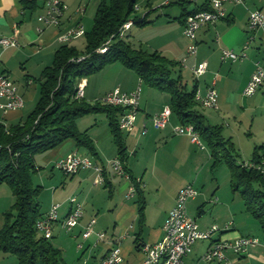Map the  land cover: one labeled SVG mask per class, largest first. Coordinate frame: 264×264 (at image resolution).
<instances>
[{
  "label": "crops",
  "instance_id": "crops-1",
  "mask_svg": "<svg viewBox=\"0 0 264 264\" xmlns=\"http://www.w3.org/2000/svg\"><path fill=\"white\" fill-rule=\"evenodd\" d=\"M44 1L0 0V39L15 37L18 42L17 47L4 48L0 44L1 70L15 83L17 92L24 98V106L30 103L34 106L37 102L39 84L36 79L42 70L52 63L54 52L62 45L58 35L75 25H81L85 32L89 31L99 2L60 0L66 6L61 25L46 27L39 33L36 30L37 17L44 12ZM153 1L146 0L147 10L144 12H141L138 6L137 14L143 16L154 12L162 23V35L168 38L167 43L164 50L156 48L154 51L161 54L163 51L168 52L179 62L173 75L180 74L187 89L188 82L184 75L192 77L194 79L192 89L196 88V96H204L206 89L214 82L217 107L205 108L196 99L197 108L210 125L223 127V135L232 140L239 154L238 161L251 163L255 148L264 145V83L253 95H245L244 90L256 68L264 69V28L253 34L254 39L246 50L245 59L223 61L221 54L225 49L236 53L243 50L249 36L247 33L249 11L260 9L264 12V0H244L243 4L225 5L226 16L223 19L198 30L197 50L194 55L186 53L189 40L183 34L184 24L178 19L181 8L176 3L177 0H161L157 5ZM203 2L204 0H196L198 6ZM168 6H173L177 10L169 13L163 9ZM131 28L132 25L127 31ZM79 38L72 39L67 44L74 46L73 41ZM202 61L207 62V70L203 75L195 77L192 69ZM85 83L84 99L87 102L101 99L116 87L125 93L140 87L135 127L129 133H123V138L127 152L126 167L128 173L140 184L144 211L141 219L138 195L134 193L130 198H125L129 180L116 174L109 166V162L117 157V148L106 114L98 113L79 118L78 129L91 138L95 155L89 153L86 148L78 147L74 140L68 139L43 153L40 157L43 166L39 167L44 169L51 166V169H56L54 167L56 161L77 152L103 168L104 182L94 184L96 173L92 169L81 170L74 175L62 172L63 178L55 175L54 170L49 173H45V170L37 172L41 175L36 185L41 186V193H44L43 204L40 199L41 193L39 195L40 212L45 214L53 204L58 205L59 221L53 227L50 241L61 250L64 263L98 264L111 245H119L123 256L122 264H141L143 259L141 245L156 243L162 238L163 223L168 211L175 204L179 189L190 184L200 193L187 201L188 214L195 219L201 230H208L213 225L219 230L213 233L211 239L197 240L191 246L190 252L183 257V262L220 264L207 262L202 258L212 242L234 241L240 237L250 236L258 239L257 245L247 247L239 256L228 250L226 256L238 260L241 264H264V240L260 243L259 238L253 234L257 226L260 229L259 223L246 210L241 197V201H238L235 196L238 192L232 190L230 179L229 193L228 191L226 193V187H221L216 181V171L224 164L212 169L211 154L203 142L204 146L200 147L192 143L188 135L175 134L173 127L181 123L174 114H171L169 122L162 129H156L149 120L165 106H169L170 94L144 84L135 72L120 63L107 65L85 78ZM89 86L91 91L86 94ZM23 108L2 113L0 123L4 125L18 123L25 118ZM83 118H90V124L80 129V120ZM143 126L146 128L145 134L141 132ZM258 155L262 157L263 151H258ZM192 169H197V172L195 174L191 172L194 179L187 183L189 178L186 175ZM65 177L69 178L68 182ZM207 183L209 186L206 188ZM2 185L0 229L4 220L3 213L14 202L9 187L6 189L1 187ZM70 197H74L75 201L82 205L83 216L79 223L67 232L63 229L61 220L71 211ZM209 205H211L209 213H206V206ZM91 218L96 220L94 230L105 232L102 242L96 243L94 234L86 239L81 236L84 226ZM227 224L229 227L225 228ZM65 249L73 250L74 256L71 260L66 258ZM0 264H18V261L15 256L0 249Z\"/></svg>",
  "mask_w": 264,
  "mask_h": 264
},
{
  "label": "trees",
  "instance_id": "trees-1",
  "mask_svg": "<svg viewBox=\"0 0 264 264\" xmlns=\"http://www.w3.org/2000/svg\"><path fill=\"white\" fill-rule=\"evenodd\" d=\"M139 0H99L92 27L86 31L85 48L79 51L65 43L54 52L52 63L46 66L36 79L39 84L37 102L32 111L16 124L0 123V185L11 190L14 202L3 213L0 229V249L16 257L18 264H65L62 252L50 239L40 236L36 221L40 212L41 186L34 184L33 176L41 170L35 156L72 139L78 147L95 155L91 138L77 126L79 118L106 114L111 134L117 148V158L138 195L139 213L142 219L144 201L140 184L128 173L127 152L118 118L122 109L97 100L93 103L76 97L77 82L97 73L104 67L120 63L135 72L140 80L155 89L170 94V108L181 124L191 125L207 146L212 158V169L220 164L228 167L230 186L244 201L246 210L257 220L264 240V177L254 168H246L238 161L239 154L230 138L223 135V127L210 125L197 108L196 88L188 90L180 74L173 75L179 62L158 51L136 47L128 39L126 31L120 36V28L127 21L144 26L149 21L147 13L137 14ZM181 8L178 17L184 24L196 11H209V0L193 5L187 0H177ZM109 40L106 50L99 48ZM263 151L262 157L258 151ZM264 157V145L257 146L252 162ZM104 171V170H103Z\"/></svg>",
  "mask_w": 264,
  "mask_h": 264
},
{
  "label": "built area",
  "instance_id": "built-area-1",
  "mask_svg": "<svg viewBox=\"0 0 264 264\" xmlns=\"http://www.w3.org/2000/svg\"><path fill=\"white\" fill-rule=\"evenodd\" d=\"M192 5L196 3V0H187ZM211 10L198 12L196 17H187L183 25V34L189 40L187 46V55H194L197 50L196 36L198 30L208 24H213L216 21L223 19L226 16L225 5H237L243 4L244 0H209ZM66 6L60 0H45L44 12L38 15L37 32L41 33L46 27H59L61 25V19L65 13ZM127 20L120 28V36L123 35V27H126ZM264 28V12L260 9H253L249 11L247 21V33L248 39L243 47V50L236 53L232 50H222L221 59L223 61H238L246 58V50L248 49L250 42L254 39L253 34ZM84 29L81 25L71 26L58 35V40L61 43H68L72 39L78 38L84 34ZM107 40L99 50L105 48L108 45ZM2 47H17L18 42L15 37L0 39ZM208 64L206 61H202L193 67L192 72L195 77L203 75L207 70ZM264 83V69L257 67L252 73L245 87V95H253L258 88ZM85 80L79 79L76 86V97H84ZM139 98L140 87L137 89L125 93L118 87L107 92L100 101L102 103L119 107L122 109V113L118 118L119 128L123 133H129L134 130L137 112L139 111ZM197 101L204 105L205 108L217 107V91L214 87V82L206 89L204 96H197ZM24 106L23 97L17 92L15 83L9 79V77L1 70L0 63V114L8 110L22 109ZM172 114L170 106H165L159 113L151 116L149 120L156 129L164 128L169 122V118ZM142 134L146 133V128L143 126L141 130ZM173 132L178 135H188L192 143L198 144L203 147V143L198 134H195L191 125L180 124L173 127ZM109 166L116 174L125 177L129 180L130 184L128 191L125 194V198H130L135 193V187L131 183L128 174L124 171L121 161L116 157ZM243 166L246 168H254L258 170L264 177V158H261L257 162L245 163ZM55 168L69 174L74 175L81 170L92 169L96 173L94 184H100L104 182L103 168L96 165L87 156H82L77 152L71 155L59 159L55 162ZM198 194L197 190L190 184L179 189L174 206L168 211L165 221L162 226L163 236L156 243H144L141 245L140 250L143 254L141 264H151V259L154 257V253L158 250V246H165L166 257L164 264H185L183 257L190 252L191 246L199 239L208 240L211 239L214 232L218 231V227L213 225L208 230H201L187 212L186 203L189 199H193ZM74 197L69 198V202ZM58 205L53 204L47 213L43 214L35 223V229L37 233L47 239L52 237V231L54 225L58 220ZM83 216V208L74 209V214L71 217H64L61 220L63 229L70 232ZM96 220L91 218L84 226L81 236L86 239L90 235L96 236L97 242H102L105 237V232L95 231L94 225ZM229 227V224L225 228ZM258 244V239L255 237H240L234 241H214L204 252L202 258L207 262H218L220 264H241L238 260L231 259L226 256V251H231L237 256L242 255L247 247L255 246ZM123 256L119 245H111L107 254L99 260L98 264H122Z\"/></svg>",
  "mask_w": 264,
  "mask_h": 264
},
{
  "label": "rangeland",
  "instance_id": "rangeland-1",
  "mask_svg": "<svg viewBox=\"0 0 264 264\" xmlns=\"http://www.w3.org/2000/svg\"><path fill=\"white\" fill-rule=\"evenodd\" d=\"M160 1L161 0H154L153 2H154L155 5H157V4L160 3ZM146 4H147L146 0H139L138 6L141 8V12L142 11L144 12V10H147V5ZM163 9L168 11L169 13H173V11L177 10V8H173V6L164 7ZM137 11H138V7H137ZM153 13L154 12L150 13L149 15H147V20L149 21V23H147L146 25L141 27V26H138L136 24H132V28L127 32V34L129 35L128 39L136 47H142L143 49L148 50V51H154L156 48H162L161 50H164L163 48H165V45L167 43V39L168 38L167 37L166 38L163 37V35H162V32H163L162 29L163 28L161 26L162 23L158 19V17L155 16ZM171 21H172V19H171ZM83 35H82V37L80 36L81 38L78 37L79 39H76L75 41H73V45L79 51H83L84 48H85V36H83ZM62 44H65V43H62ZM162 54L164 56H166L167 58H169V59L175 60L174 58H172L170 56V54L168 52H164L163 51ZM174 70H177V69L175 68ZM90 76H92V75H90ZM184 76H186V78L185 77L184 78L188 82V90H192L194 79L192 77H190L189 75H186V74ZM81 79L85 80L84 77L81 78ZM78 82H79V80H78ZM113 89H111V90H113ZM90 91L91 90H90V86H89L86 89L85 93L88 94ZM152 91H155V90H152ZM156 93H158V92H156ZM163 95L166 96L167 94H163ZM99 101H100V99H99ZM90 103H93V102H90ZM35 104H34V106H35ZM34 106H33V103L25 104V106H23L24 108H23L22 111L24 112L25 117L32 111ZM0 116H1V114H0ZM89 119L90 118H83V120H80L81 121L80 129L86 128L85 126H88V124H90V120ZM42 154L43 153H40V154H37L35 156V163L38 166H43V164L41 163V160H40V157H41ZM54 167H55V164H54ZM42 170L43 171L45 170V173H49L50 171L54 170L53 173L55 175L59 176L60 178L64 177L63 174H62L63 171H61V170H59L57 168L56 169H51V166H46V167H44V169H41L40 171H42ZM191 172H194V174H195L197 172V169H192V170L188 171V175H186L189 178L187 180L188 181L187 183L192 182L193 179H194V176L191 174ZM65 174H67V173H65ZM40 175H41L40 173L39 174H37V173L35 174V176H34V183L35 184L39 183ZM215 177L217 179L216 181H218V184L221 187H226V193H227V191L229 193V189H230L229 188L230 172H229L228 167L226 165L220 166L218 168V170L216 171ZM65 178H66V182H68L69 178L68 177H65ZM209 182H210V179H209ZM198 185H199V183H198ZM199 186L201 188V185H199ZM208 186H209V183H207L206 188ZM1 187H6V189H8V186L6 184H3ZM224 190L225 189H222V191H224ZM197 192H198V194L200 193L198 190H197ZM46 193L48 194V191ZM198 194L196 195V197L198 196ZM235 196L237 197L238 201H241L239 193H237ZM43 197H44V193H41V196H40V199L42 200L41 204H43V202H44ZM210 206L211 205L206 206V209H205L206 213H209ZM42 208L44 209L45 207L42 206ZM253 234L256 235L259 238L260 243L263 242V236H262V233H261L260 229L258 228V226H257V228L255 230H253ZM65 250L66 251H65L64 254H65L66 258L68 260H71L72 257L74 256L73 250L72 249H65Z\"/></svg>",
  "mask_w": 264,
  "mask_h": 264
},
{
  "label": "bare ground",
  "instance_id": "bare-ground-1",
  "mask_svg": "<svg viewBox=\"0 0 264 264\" xmlns=\"http://www.w3.org/2000/svg\"><path fill=\"white\" fill-rule=\"evenodd\" d=\"M198 12H204V10L203 11H201V10L196 11L193 15H191V17L198 16ZM131 20H129L128 23H126V27H123V34L132 25V21ZM105 50H106V46H105V48H102L99 51L100 52H104ZM201 105L204 106L203 104H201ZM213 108H216V107H212V109ZM195 134H198V133L195 132ZM70 203L72 204V208H71V211H70V213H69V215L67 217H71L72 214H74V209L80 208V204L77 203L74 198L71 199V202ZM165 257H166L165 246H158V250L156 251V253H154L153 259H151V264H164Z\"/></svg>",
  "mask_w": 264,
  "mask_h": 264
},
{
  "label": "water",
  "instance_id": "water-1",
  "mask_svg": "<svg viewBox=\"0 0 264 264\" xmlns=\"http://www.w3.org/2000/svg\"><path fill=\"white\" fill-rule=\"evenodd\" d=\"M192 8H193V6H191L189 10H191Z\"/></svg>",
  "mask_w": 264,
  "mask_h": 264
}]
</instances>
